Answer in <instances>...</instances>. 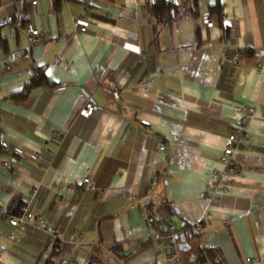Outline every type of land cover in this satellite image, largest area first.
Listing matches in <instances>:
<instances>
[{
  "label": "crops",
  "instance_id": "1",
  "mask_svg": "<svg viewBox=\"0 0 264 264\" xmlns=\"http://www.w3.org/2000/svg\"><path fill=\"white\" fill-rule=\"evenodd\" d=\"M154 2H0V201L45 218L1 223L0 264H168V222L197 232L182 264H264V0H199L165 24ZM34 66L55 86L10 98ZM246 108L233 174L221 156Z\"/></svg>",
  "mask_w": 264,
  "mask_h": 264
},
{
  "label": "built area",
  "instance_id": "2",
  "mask_svg": "<svg viewBox=\"0 0 264 264\" xmlns=\"http://www.w3.org/2000/svg\"><path fill=\"white\" fill-rule=\"evenodd\" d=\"M8 0H0V2H5ZM32 4H37L38 0H29ZM221 20L224 24L227 23L228 18L226 15H221ZM202 21L204 25L211 27L215 25V21L213 16L210 14H204L202 16ZM80 30L85 31L86 26L83 25V23H80ZM30 35V42L33 45H37L43 42L44 40V32L40 29H30L29 32ZM239 60L233 59L232 64L234 66L238 65ZM8 68L10 66H7ZM97 108L96 105L92 103H88L84 109L83 113L86 116H91L95 109ZM252 113L249 108H246L242 110L235 119L234 123V131L228 136V144L224 148V151L221 156V162L226 165L227 171L233 174H238V166L233 163L232 161V155L234 153L235 148L238 146V143L240 142V137L244 135L245 133V127L248 121L251 119ZM60 132L55 131L52 133V136L54 138H58L60 136ZM159 149L163 150L165 149V144L160 142ZM34 157H39V154H35ZM3 166L7 168L10 166V163L8 161L2 162ZM214 175H216V172H214ZM82 186L87 189H94L95 184L90 176H85L82 179ZM38 191L37 188L33 190V195L36 194ZM214 194L217 192H228V186L224 184L217 185L214 188ZM34 220H37L39 223H44L45 218L43 215L36 214L33 210H31L28 206H25L18 210L14 214H8L7 209L5 205L0 201V234H4L5 230L1 226V223L5 222L9 224L12 227H24L28 224H31L34 222ZM50 234L53 236H56L57 230L55 228L50 229ZM155 238L162 239L165 241V248L168 255V264H182V250L180 248L181 240H180V230L175 226L173 223H169L164 230L157 229L155 231ZM244 264H254V261L252 258L248 257L245 259Z\"/></svg>",
  "mask_w": 264,
  "mask_h": 264
},
{
  "label": "trees",
  "instance_id": "3",
  "mask_svg": "<svg viewBox=\"0 0 264 264\" xmlns=\"http://www.w3.org/2000/svg\"><path fill=\"white\" fill-rule=\"evenodd\" d=\"M54 2L55 5H57L59 0H54ZM198 2L199 0H155V2L150 7V11L158 23L165 24L180 19L182 17H187V16L198 17L200 15ZM210 13H219L220 15H222L221 9L218 6L211 7ZM40 86L53 87L55 86V84L49 82L46 76V68L44 66H34L32 68V76L30 78V82L25 84L21 90L11 94L10 98L18 101L23 100L26 97H28L32 89ZM5 151H6V145L3 141V137L0 131V154L4 153ZM18 209L19 208L13 210L11 207L7 208V213L14 214L17 212ZM169 223L170 222L165 224H160L158 228L164 230V228ZM185 227H182V229H184ZM184 234L185 236L187 234L188 236H195L197 235V232L194 231V229H192L189 232L184 231ZM55 245H57V243ZM113 250H116V248L113 247ZM200 258L202 259L205 258L203 252L200 253ZM51 261L52 260H50L49 264H55L54 261L53 262Z\"/></svg>",
  "mask_w": 264,
  "mask_h": 264
},
{
  "label": "water",
  "instance_id": "4",
  "mask_svg": "<svg viewBox=\"0 0 264 264\" xmlns=\"http://www.w3.org/2000/svg\"><path fill=\"white\" fill-rule=\"evenodd\" d=\"M180 240H181L180 248L182 250H186L188 248V244L186 242V236L184 233L180 234Z\"/></svg>",
  "mask_w": 264,
  "mask_h": 264
}]
</instances>
